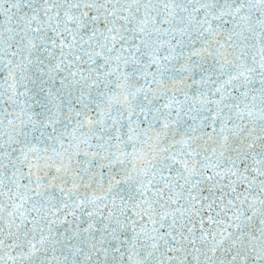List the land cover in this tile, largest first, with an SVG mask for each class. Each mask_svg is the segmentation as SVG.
I'll use <instances>...</instances> for the list:
<instances>
[{
	"label": "snow or ice",
	"instance_id": "1",
	"mask_svg": "<svg viewBox=\"0 0 264 264\" xmlns=\"http://www.w3.org/2000/svg\"><path fill=\"white\" fill-rule=\"evenodd\" d=\"M0 264H264V0H0Z\"/></svg>",
	"mask_w": 264,
	"mask_h": 264
}]
</instances>
